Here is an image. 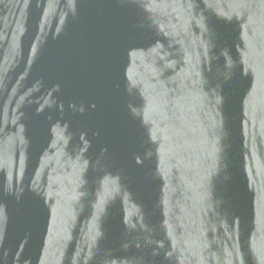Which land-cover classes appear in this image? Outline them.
Wrapping results in <instances>:
<instances>
[{"label":"water","instance_id":"1","mask_svg":"<svg viewBox=\"0 0 264 264\" xmlns=\"http://www.w3.org/2000/svg\"><path fill=\"white\" fill-rule=\"evenodd\" d=\"M0 264H264V0H0Z\"/></svg>","mask_w":264,"mask_h":264}]
</instances>
